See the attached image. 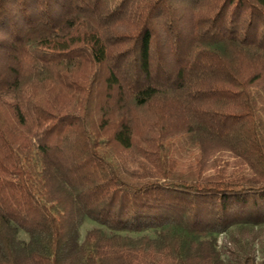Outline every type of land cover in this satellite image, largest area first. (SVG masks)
<instances>
[{
    "label": "trees",
    "instance_id": "trees-1",
    "mask_svg": "<svg viewBox=\"0 0 264 264\" xmlns=\"http://www.w3.org/2000/svg\"><path fill=\"white\" fill-rule=\"evenodd\" d=\"M0 264H264V0H0Z\"/></svg>",
    "mask_w": 264,
    "mask_h": 264
},
{
    "label": "rangeland",
    "instance_id": "rangeland-1",
    "mask_svg": "<svg viewBox=\"0 0 264 264\" xmlns=\"http://www.w3.org/2000/svg\"><path fill=\"white\" fill-rule=\"evenodd\" d=\"M94 226H96V223L94 221L90 220V219H87L84 222L83 226L81 227V234H82V236H84V234L87 232V230L91 229ZM20 237L23 238V239H25L26 238V235L24 233H22V234H20ZM226 237H227L226 234H220V236H219V249H220V251L222 253L223 259L226 262H228V257H227V255L225 253V249H226L225 248L226 247L225 246ZM257 255H258L257 256V260H259V252H257Z\"/></svg>",
    "mask_w": 264,
    "mask_h": 264
}]
</instances>
